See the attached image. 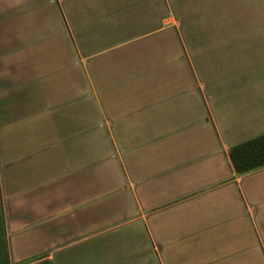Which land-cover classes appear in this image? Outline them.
Here are the masks:
<instances>
[{
    "label": "crops",
    "instance_id": "1",
    "mask_svg": "<svg viewBox=\"0 0 264 264\" xmlns=\"http://www.w3.org/2000/svg\"><path fill=\"white\" fill-rule=\"evenodd\" d=\"M170 7L0 0V264H264V166L227 155L262 49H186Z\"/></svg>",
    "mask_w": 264,
    "mask_h": 264
},
{
    "label": "rangeland",
    "instance_id": "2",
    "mask_svg": "<svg viewBox=\"0 0 264 264\" xmlns=\"http://www.w3.org/2000/svg\"><path fill=\"white\" fill-rule=\"evenodd\" d=\"M170 9L176 20L169 22L180 31V38L179 33L176 37L186 43V49H262L252 60L253 67L261 69L252 74L264 79V0H171ZM155 11L168 12V6H156ZM221 73L222 79L230 76L227 71Z\"/></svg>",
    "mask_w": 264,
    "mask_h": 264
},
{
    "label": "trees",
    "instance_id": "3",
    "mask_svg": "<svg viewBox=\"0 0 264 264\" xmlns=\"http://www.w3.org/2000/svg\"><path fill=\"white\" fill-rule=\"evenodd\" d=\"M228 159L235 174H242L264 166V133L231 146ZM33 258L23 260V264ZM42 264H50L49 261Z\"/></svg>",
    "mask_w": 264,
    "mask_h": 264
},
{
    "label": "water",
    "instance_id": "4",
    "mask_svg": "<svg viewBox=\"0 0 264 264\" xmlns=\"http://www.w3.org/2000/svg\"><path fill=\"white\" fill-rule=\"evenodd\" d=\"M248 172H250V171H248ZM248 172H246V173H248ZM246 173L236 174V176L239 177V176L244 175V174H246Z\"/></svg>",
    "mask_w": 264,
    "mask_h": 264
}]
</instances>
